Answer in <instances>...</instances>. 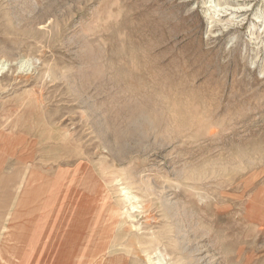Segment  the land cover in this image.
I'll list each match as a JSON object with an SVG mask.
<instances>
[{
    "label": "rangeland",
    "instance_id": "obj_1",
    "mask_svg": "<svg viewBox=\"0 0 264 264\" xmlns=\"http://www.w3.org/2000/svg\"><path fill=\"white\" fill-rule=\"evenodd\" d=\"M16 227L51 264H264V0H0Z\"/></svg>",
    "mask_w": 264,
    "mask_h": 264
},
{
    "label": "crops",
    "instance_id": "obj_2",
    "mask_svg": "<svg viewBox=\"0 0 264 264\" xmlns=\"http://www.w3.org/2000/svg\"><path fill=\"white\" fill-rule=\"evenodd\" d=\"M17 228V227H16ZM44 237V236H43ZM38 238L34 231L24 235L21 227L6 233L0 239V264H51L54 260L51 253V242L44 239L41 252H36ZM44 260L40 261L39 257Z\"/></svg>",
    "mask_w": 264,
    "mask_h": 264
},
{
    "label": "bare ground",
    "instance_id": "obj_3",
    "mask_svg": "<svg viewBox=\"0 0 264 264\" xmlns=\"http://www.w3.org/2000/svg\"><path fill=\"white\" fill-rule=\"evenodd\" d=\"M156 94V93H155ZM174 95V94H173ZM173 99V98H172ZM164 100V99H163ZM185 101V100H184ZM173 119H175V118H173ZM175 121V120H174ZM29 157V156H28ZM28 159V158H27ZM26 160V159H25ZM90 161V160H89ZM83 171L81 170L79 173H78V175H77V178L76 179H80V178H82L83 176ZM32 176V175H31ZM97 176V175H96ZM36 179H39V177L38 178H36ZM32 182H33V179H32ZM56 182H58V181H56ZM31 184V183H30ZM29 184V185H30ZM122 187V186H121ZM127 190V189H126ZM102 191V190H101ZM90 195V194H89ZM98 195V194H97ZM130 196V195H129ZM124 197V196H123ZM85 199V198H84ZM128 200V199H127ZM131 201V200H130ZM128 203V202H127ZM92 211V210H91ZM90 211V212H91ZM92 213V212H91ZM116 222V221H115ZM117 223V222H116ZM108 225V224H107Z\"/></svg>",
    "mask_w": 264,
    "mask_h": 264
}]
</instances>
